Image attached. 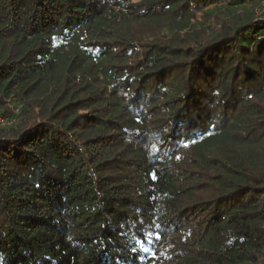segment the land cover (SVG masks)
I'll return each mask as SVG.
<instances>
[{"label":"trees","instance_id":"trees-1","mask_svg":"<svg viewBox=\"0 0 264 264\" xmlns=\"http://www.w3.org/2000/svg\"><path fill=\"white\" fill-rule=\"evenodd\" d=\"M261 1L0 0V264H264Z\"/></svg>","mask_w":264,"mask_h":264},{"label":"built area","instance_id":"built-area-1","mask_svg":"<svg viewBox=\"0 0 264 264\" xmlns=\"http://www.w3.org/2000/svg\"><path fill=\"white\" fill-rule=\"evenodd\" d=\"M261 2H262L261 3L262 6H261V8L257 9V14L264 13V3H263L264 0H262Z\"/></svg>","mask_w":264,"mask_h":264},{"label":"snow or ice","instance_id":"snow-or-ice-1","mask_svg":"<svg viewBox=\"0 0 264 264\" xmlns=\"http://www.w3.org/2000/svg\"><path fill=\"white\" fill-rule=\"evenodd\" d=\"M152 147H153V149H155V148H156V146H155V145H153Z\"/></svg>","mask_w":264,"mask_h":264},{"label":"rangeland","instance_id":"rangeland-1","mask_svg":"<svg viewBox=\"0 0 264 264\" xmlns=\"http://www.w3.org/2000/svg\"><path fill=\"white\" fill-rule=\"evenodd\" d=\"M262 3V2H261ZM264 3V2H263Z\"/></svg>","mask_w":264,"mask_h":264}]
</instances>
